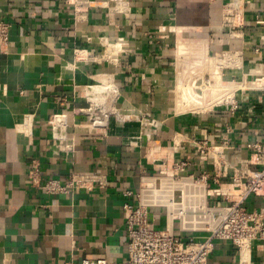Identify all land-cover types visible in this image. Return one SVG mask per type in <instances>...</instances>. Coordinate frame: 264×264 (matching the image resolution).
<instances>
[{
    "label": "crops",
    "instance_id": "obj_1",
    "mask_svg": "<svg viewBox=\"0 0 264 264\" xmlns=\"http://www.w3.org/2000/svg\"><path fill=\"white\" fill-rule=\"evenodd\" d=\"M93 1L76 12L62 0H0V20L10 24L8 43L0 45V264L121 259L128 243L123 205L138 202L145 175L188 157L195 161L188 171L207 172L214 186V169L198 159L195 139L229 137L225 157L236 167L249 156V140L264 141L261 92H238L234 112L179 111L175 103L178 35L195 51L207 54L208 45L213 57L242 51L241 66L226 68L227 77L253 79L263 70L262 29L253 19L264 14V0H244L243 23L234 30L222 24L227 0H122L125 12H113V0ZM117 37L126 46L110 58L104 44ZM192 47L187 70L199 68L191 62ZM211 73V80L220 78V69ZM110 78L124 119L88 126L78 109L100 98ZM56 112L67 114L68 153L65 141L57 147L52 138L49 118ZM33 165L36 184L29 176ZM70 175L86 186L64 193L42 188L47 179ZM243 204L264 214L262 195ZM150 216L156 225L165 222L162 207H151ZM251 256L252 264H264V242H252ZM210 257L217 264L238 262L235 247L224 241L215 242Z\"/></svg>",
    "mask_w": 264,
    "mask_h": 264
},
{
    "label": "built area",
    "instance_id": "obj_2",
    "mask_svg": "<svg viewBox=\"0 0 264 264\" xmlns=\"http://www.w3.org/2000/svg\"><path fill=\"white\" fill-rule=\"evenodd\" d=\"M62 2L72 5L76 12L81 11L82 7L87 9L94 6L93 0ZM113 2V12L128 11L126 3L122 0ZM243 2L244 0L225 2L223 26L234 30L242 25ZM226 9L233 11L227 12ZM253 21L261 27V38L264 40V14L255 15ZM9 27L7 21L0 20L2 46L8 43ZM111 42L119 43L121 49L126 46L123 37L108 41L106 45L104 44L106 46L104 49L110 58L117 54L108 50ZM206 49L207 55L213 57L209 54L208 45ZM254 50L260 54L258 46ZM91 54V51H86L84 55L88 58ZM213 58L220 59L217 62L220 79L224 82L238 83L239 86L235 87L229 101H222L211 108L221 107L234 112L238 106V92L247 90L262 93L264 108V68L253 79L227 77L224 75L226 68L234 69L241 66L242 51L227 50ZM212 77L208 62L186 74L185 79L188 83L194 84L200 80L202 87H206ZM118 94V87L110 78L107 88L102 91L98 100H89L88 108L78 109V112L87 115L86 125L106 127L110 117L123 120V114L116 108ZM132 116L141 120L144 118V115ZM143 120L145 123L148 122L146 119ZM49 124L56 146L60 147V142L65 141L63 150L70 152L73 143L67 141L65 132L68 126L67 114L53 113L49 118ZM210 137L209 133H205L201 138L195 139V151L200 161L210 164L214 169L212 173L214 186L208 183L207 172L195 174L188 171L189 166L195 161L188 157L173 160L169 167L159 169L157 175L143 177L136 204L123 205L128 231L125 257L111 259L104 256H84L79 261H68L64 264H217L210 257L216 241L228 242L235 247L238 253L237 264H252V242H264V214L262 211L247 209L243 202L250 195L264 196V141L249 140L246 143L249 156L244 160V164L236 167L225 157V149L230 143L229 137L225 135L217 143L210 141ZM29 176L36 184L35 165L29 170ZM85 186L86 182L78 175H70L66 179H47L42 188L48 193H64ZM154 206L165 210V222L162 225H156L150 216L151 207ZM183 216L188 217L185 226L182 223Z\"/></svg>",
    "mask_w": 264,
    "mask_h": 264
},
{
    "label": "bare ground",
    "instance_id": "obj_3",
    "mask_svg": "<svg viewBox=\"0 0 264 264\" xmlns=\"http://www.w3.org/2000/svg\"><path fill=\"white\" fill-rule=\"evenodd\" d=\"M227 12H231L233 10L226 9ZM110 49L112 51H116L119 49V43H110ZM193 45L187 44L181 37L178 35L177 37V48L176 53L178 56L177 64V75H176V109L179 111L186 110H206L211 108L213 105L217 103H221L222 101H229L231 94L235 87L239 86L238 83L233 82H224L220 78H216L210 81V84L206 87H202V83L200 80L197 81L196 84L188 83L185 79L186 74L190 73L192 69L187 70V57H190V48ZM196 48H200L199 46ZM192 64H198L199 67L201 65H205V63L209 62V70L218 71L220 68L217 65V62L220 61L218 58L209 57L205 53V48L201 49V51H195L192 47ZM196 58L197 61L194 59ZM255 70V69H254ZM256 85L258 82L255 83ZM254 84V85H255ZM94 89V88H93ZM92 89V90H93ZM93 94V91H92ZM94 95V94H93ZM99 97L93 98L91 101L98 100ZM202 202L203 198H202ZM204 206V205H202ZM172 219V214L170 216ZM188 220L187 216L182 217V223L185 226V222Z\"/></svg>",
    "mask_w": 264,
    "mask_h": 264
}]
</instances>
